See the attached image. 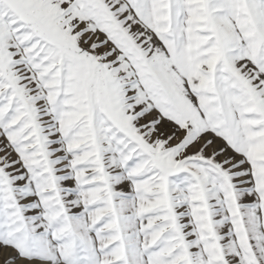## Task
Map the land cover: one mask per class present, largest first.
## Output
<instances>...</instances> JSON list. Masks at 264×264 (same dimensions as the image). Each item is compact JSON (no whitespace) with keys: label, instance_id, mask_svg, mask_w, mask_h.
Masks as SVG:
<instances>
[{"label":"snow or ice","instance_id":"obj_1","mask_svg":"<svg viewBox=\"0 0 264 264\" xmlns=\"http://www.w3.org/2000/svg\"><path fill=\"white\" fill-rule=\"evenodd\" d=\"M0 264H264V0H0Z\"/></svg>","mask_w":264,"mask_h":264}]
</instances>
